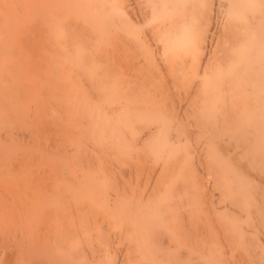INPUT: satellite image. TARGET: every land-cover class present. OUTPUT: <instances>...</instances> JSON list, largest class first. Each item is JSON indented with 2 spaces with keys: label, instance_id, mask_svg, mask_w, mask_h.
<instances>
[{
  "label": "bare ground",
  "instance_id": "obj_1",
  "mask_svg": "<svg viewBox=\"0 0 264 264\" xmlns=\"http://www.w3.org/2000/svg\"><path fill=\"white\" fill-rule=\"evenodd\" d=\"M0 264H264V0H0Z\"/></svg>",
  "mask_w": 264,
  "mask_h": 264
}]
</instances>
